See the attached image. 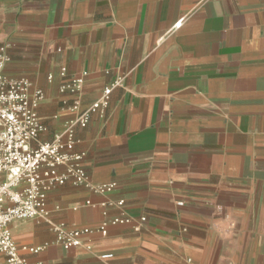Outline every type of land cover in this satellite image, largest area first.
I'll return each instance as SVG.
<instances>
[{"label": "crops", "instance_id": "crops-1", "mask_svg": "<svg viewBox=\"0 0 264 264\" xmlns=\"http://www.w3.org/2000/svg\"><path fill=\"white\" fill-rule=\"evenodd\" d=\"M2 44L4 72L44 92L42 140L121 80L74 130L91 183L112 191L65 182L47 221L10 223L19 246L48 243L29 262L264 264V0H0ZM82 72L79 94L60 92ZM99 222L71 249L50 225Z\"/></svg>", "mask_w": 264, "mask_h": 264}, {"label": "built area", "instance_id": "built-area-1", "mask_svg": "<svg viewBox=\"0 0 264 264\" xmlns=\"http://www.w3.org/2000/svg\"><path fill=\"white\" fill-rule=\"evenodd\" d=\"M176 24L174 27H177ZM10 60L6 45H0V264L31 263L23 253H39L48 246H19L13 239L10 223L35 219L47 221L49 209L46 205L50 190L70 182L83 185L93 192H111L114 184H92L82 165L84 153L74 152V130L77 125H86L94 112L102 114L109 105V94L113 87L121 84L117 79L103 90L91 105L81 110L51 141L42 140L40 134L45 127L39 119L37 108L44 99L41 88L31 90L30 82L4 72L3 66ZM61 76H65L62 68ZM87 72H82L62 82L60 92L79 94ZM79 98L66 107L70 111L79 109ZM182 204L181 202H179ZM86 205L95 207L89 200ZM111 202H102L104 208ZM115 204L122 205L123 201ZM103 214H106L104 209ZM110 224L130 223L129 218L114 217ZM55 233V242L64 249L78 247L83 235L105 232L107 223L69 226L64 223L50 224Z\"/></svg>", "mask_w": 264, "mask_h": 264}]
</instances>
